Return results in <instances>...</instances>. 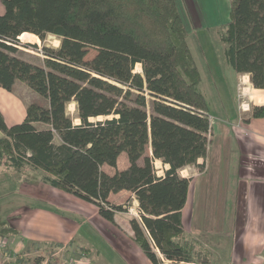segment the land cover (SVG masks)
Listing matches in <instances>:
<instances>
[{
	"label": "trees",
	"instance_id": "trees-1",
	"mask_svg": "<svg viewBox=\"0 0 264 264\" xmlns=\"http://www.w3.org/2000/svg\"><path fill=\"white\" fill-rule=\"evenodd\" d=\"M2 3L0 87L12 91L17 80L24 81L49 104L30 103L24 120L12 125L0 109V169L18 172L10 174L22 199L33 198L23 192L30 184H48L93 203L115 224L116 212L126 207L112 203L109 195L130 190L140 211V220L131 219L135 241L154 264H163L157 250L176 263H207L210 251H202L200 241L184 228L191 179L181 170H205L212 126L178 0ZM230 5L229 19L215 29L225 45L223 61L264 89V0H230ZM48 34L60 38L58 47L40 49L25 41ZM20 41L42 51L43 62L19 56ZM90 47L97 54L87 59ZM138 64L141 71H136ZM72 101L78 123L67 112ZM251 118H264V104L251 106L245 120ZM150 145L153 157L146 155ZM124 152L128 168L114 174L102 168L117 167ZM153 159L169 165L164 175L157 174ZM12 221L9 217L0 228V238L21 234ZM42 246L48 256L27 255ZM60 246L33 242L25 251H10L13 259L4 264H59L53 250Z\"/></svg>",
	"mask_w": 264,
	"mask_h": 264
},
{
	"label": "crops",
	"instance_id": "crops-1",
	"mask_svg": "<svg viewBox=\"0 0 264 264\" xmlns=\"http://www.w3.org/2000/svg\"><path fill=\"white\" fill-rule=\"evenodd\" d=\"M4 11V4L0 0V15ZM218 66L214 67L215 75L219 72ZM228 70L234 74V84L240 77L249 75L238 74L229 66ZM19 81L15 82L12 91L0 87L2 101H7L13 97V91H15ZM244 82L248 83V80H244ZM249 82L250 86L245 85L246 89L241 94H247L249 88L252 87L254 91L263 92V100L260 103L249 96V102L264 104V89L255 88L251 81ZM240 88L242 89L243 86ZM240 96V94L236 96L237 100L235 98L236 108L233 106L225 108L229 115L228 121L223 118L219 123L222 135L221 153L226 154L225 161L227 159V164L236 168L238 181L241 183L237 190L238 204L236 206L235 202L232 205L233 209L234 207L237 209V214L233 216L232 213L230 216L234 218L232 224L227 223L229 219H227L226 212L224 214L227 225L233 227L230 229L229 235L232 244L228 242L223 248L215 241L207 242L205 240L204 247L213 252L208 257L207 263L209 264H212V257L217 258V263L219 258L225 257L227 261L230 260L231 264H264V118L245 120L251 114L252 104L240 108L237 106ZM1 107L0 109L9 125L16 124L14 121H19L13 118L10 122L4 107ZM8 107L16 115L22 113V117L24 114L26 116V111H22L21 106L18 105L17 109H15L14 104L11 107L8 105ZM210 121L212 125L211 135H213L215 127L212 124L213 119ZM3 135L4 133L0 129V137ZM146 155L153 157L151 145L148 147ZM207 159L208 157L205 160L204 172L207 168ZM139 162L142 164L143 158ZM199 162L202 160L200 159ZM153 163L156 165L159 176L164 175L165 170L169 168V165L163 163L161 159H153ZM129 165L128 156L124 152L118 158L117 167L104 164L102 168L107 173L114 174L117 169H126ZM194 167L183 168L181 174L190 179L195 176L193 179L195 180L197 174ZM193 180L190 184L187 203L183 209V223L185 231L197 239L199 231L196 232L193 222L189 223L188 220L191 218L188 215L193 213L196 200V189L192 186ZM23 191L39 202L31 207L17 208L10 212L9 217L13 218L12 223L20 230L21 234L4 239L0 238L1 248L6 246L11 252L16 253L25 251L33 242L60 243L62 246L55 252V255L60 259L59 264H67L65 259L71 256H78L80 259L74 264H154L134 240V230L131 225L133 217L128 215L127 211L116 212V223L113 224L100 214L99 208L93 203L48 184L43 183L34 188L29 186L28 190L24 188ZM127 197L134 199L138 212V200L130 190L123 189L119 192H111L109 200L115 204H123ZM55 208L64 210L65 214L55 212ZM63 251L64 253H62ZM157 251L163 264H181L164 258L159 250ZM27 255H30V252ZM191 264L199 263L193 262Z\"/></svg>",
	"mask_w": 264,
	"mask_h": 264
},
{
	"label": "rangeland",
	"instance_id": "rangeland-1",
	"mask_svg": "<svg viewBox=\"0 0 264 264\" xmlns=\"http://www.w3.org/2000/svg\"><path fill=\"white\" fill-rule=\"evenodd\" d=\"M178 4L188 27V41L191 50L202 74L201 88L209 103V119H213L212 124L215 127L213 135L210 134L212 141L210 143V149L208 153L206 172L200 171V169L194 167L196 168L195 170L197 176L195 180H193L195 177L193 176L191 181L193 180L192 186H194L196 189V200L193 213H189L188 215L191 217L188 219L189 223L193 222L194 230H196V232L199 231L197 233V239L200 241L199 247L202 249V251H210L207 254L209 257L213 252L211 250H207V248L204 247L205 240L207 242L215 241L219 245H222L223 248H225L228 242H230V229L233 227L227 225V223L232 224V220L234 218L230 216H232V213L233 216L237 214V209H235V207L233 209L232 205L235 204V202L236 206L238 204L237 190L239 189V185H241V183L238 181V173L236 168L234 166L228 165L227 159L225 161V158L227 157L226 154L221 153L222 135L219 129V123H221L220 121L223 120V118L227 119L228 121L229 115L226 113L225 108L227 106H233L236 108L235 98L237 95H241L239 97L240 101H238L237 106L243 108L248 104H252V102H249V96L261 103L263 100V92L256 90L254 91L252 90V87H250L249 91H247V94H241L242 91L244 92L246 89L245 85L250 86V75H244L240 77V79L236 81V84H234V74H232L233 72L231 70H228L229 65L227 62L223 61L225 45L220 40H218V35L215 32V29L229 19L231 7L230 0H178ZM25 41L28 43L38 44L40 49L44 45L49 47H58L60 45V38L54 34H48L44 40L26 37ZM25 44L27 43L21 42L17 54L33 63H42L43 59L45 58V54H43L42 51H38L33 46L27 47ZM96 54L97 49L90 47L86 58L92 59ZM216 66L219 68L217 75L214 74V67ZM225 67H227V69H225ZM141 70V64H138L136 66V71ZM244 80H248V83H245ZM242 86L243 88L241 89L240 87ZM9 101L11 102L10 104ZM33 102L39 103L45 107L49 105L48 100L44 96L33 90L21 80L19 81L18 86L15 87V91H13V97L7 101H2L0 98V106H2L1 108L4 107L5 114L10 122L13 118H15V120H19L17 122H22L25 118V114L23 117L22 113L19 115L14 114L8 105L11 107L14 104L15 109H17L19 105L21 106L22 111L25 112L27 105ZM67 112L74 119L75 123L79 122L77 103L75 101H72L68 104ZM14 122L17 123L16 121ZM59 141V137H56L55 142L58 143ZM201 160L203 161V159ZM201 172L203 173L201 174ZM0 173H6L5 175L0 176L1 228L8 222L9 214L13 209L20 207L22 208L28 205L33 206L39 201H36V199L33 198L25 199V197L22 199V197L19 195L21 193L17 192L18 183L15 182L14 177L11 176L12 174H10L18 172L2 168L0 169ZM33 185L35 184H30L31 188L36 187ZM25 193L28 194L27 192ZM123 205L126 207L125 211H127L128 215L140 220V211H136L137 208L136 204H134L133 198L127 197L124 200ZM225 212L227 219H229L227 223L224 220ZM230 244L232 243L230 242ZM31 250L32 251L30 252V255L33 259L39 256L42 252L46 254V252H44L45 249L43 246L42 249L32 247ZM57 250L58 248L54 249L53 251L56 252ZM62 253H64V251ZM46 255L48 256L49 254ZM65 256H67L66 253ZM12 259L13 256L10 255V250L6 249V246L5 248L0 247V264H4L7 261H11ZM219 259L220 260L217 263V258L212 257V264H231L230 260L227 261V258L225 257H221ZM44 263L45 262L43 261L41 264Z\"/></svg>",
	"mask_w": 264,
	"mask_h": 264
},
{
	"label": "built area",
	"instance_id": "built-area-1",
	"mask_svg": "<svg viewBox=\"0 0 264 264\" xmlns=\"http://www.w3.org/2000/svg\"><path fill=\"white\" fill-rule=\"evenodd\" d=\"M79 260L80 259L78 258V256H71L70 258L65 259V262L67 264H74L76 262H79ZM44 264H47V262H45Z\"/></svg>",
	"mask_w": 264,
	"mask_h": 264
},
{
	"label": "bare ground",
	"instance_id": "bare-ground-1",
	"mask_svg": "<svg viewBox=\"0 0 264 264\" xmlns=\"http://www.w3.org/2000/svg\"><path fill=\"white\" fill-rule=\"evenodd\" d=\"M246 83V82H245Z\"/></svg>",
	"mask_w": 264,
	"mask_h": 264
}]
</instances>
